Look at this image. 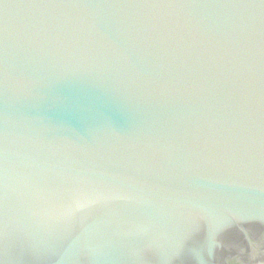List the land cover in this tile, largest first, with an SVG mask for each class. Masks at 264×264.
<instances>
[{"label": "water", "instance_id": "water-1", "mask_svg": "<svg viewBox=\"0 0 264 264\" xmlns=\"http://www.w3.org/2000/svg\"><path fill=\"white\" fill-rule=\"evenodd\" d=\"M0 264H264V0H0Z\"/></svg>", "mask_w": 264, "mask_h": 264}]
</instances>
